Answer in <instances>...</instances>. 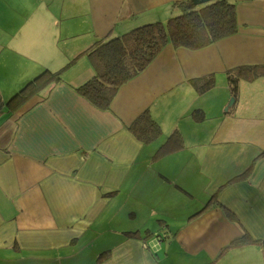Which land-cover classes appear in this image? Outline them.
I'll use <instances>...</instances> for the list:
<instances>
[{
  "label": "crops",
  "instance_id": "1",
  "mask_svg": "<svg viewBox=\"0 0 264 264\" xmlns=\"http://www.w3.org/2000/svg\"><path fill=\"white\" fill-rule=\"evenodd\" d=\"M176 1L0 0V264H264V75L230 106L228 83L264 68V0H229L235 35L168 43L108 110L77 90L97 39L167 23ZM45 67L60 80L10 106ZM144 113L148 142L130 128ZM175 131L184 147L156 156Z\"/></svg>",
  "mask_w": 264,
  "mask_h": 264
},
{
  "label": "trees",
  "instance_id": "2",
  "mask_svg": "<svg viewBox=\"0 0 264 264\" xmlns=\"http://www.w3.org/2000/svg\"><path fill=\"white\" fill-rule=\"evenodd\" d=\"M173 15L167 23L155 21L134 28L113 38H99L86 53L90 58L94 75L77 90L101 109L108 110L119 89L139 76L171 43L174 47L190 50L205 48L239 32L236 6L229 0H213L195 5L193 0H179L173 4ZM75 59L71 60L73 63ZM62 70L52 71L45 67L33 79L19 89L9 105H20L28 99L33 88L59 81ZM264 75V68H242L228 73L232 96L237 99L242 76L250 79ZM194 87L204 94L214 85L210 76L195 81ZM192 116L197 121L205 119L202 109L196 108ZM130 128L141 140L148 142L160 134L159 125L147 114H142ZM184 147L182 135L175 131L158 149L156 156ZM131 234V233H129ZM242 242H237L241 244Z\"/></svg>",
  "mask_w": 264,
  "mask_h": 264
},
{
  "label": "rangeland",
  "instance_id": "3",
  "mask_svg": "<svg viewBox=\"0 0 264 264\" xmlns=\"http://www.w3.org/2000/svg\"><path fill=\"white\" fill-rule=\"evenodd\" d=\"M176 257H173V258H171L170 259V263L167 261V262H164L163 264H194V261L193 260H191L189 257H187V256H181L180 257V262L179 263H177L176 262ZM196 261H198L199 260V258L198 259H195ZM205 260H207V258H204V261ZM210 262H207L206 264H209Z\"/></svg>",
  "mask_w": 264,
  "mask_h": 264
},
{
  "label": "water",
  "instance_id": "4",
  "mask_svg": "<svg viewBox=\"0 0 264 264\" xmlns=\"http://www.w3.org/2000/svg\"><path fill=\"white\" fill-rule=\"evenodd\" d=\"M210 1H213V0H193V3L195 5H202V4H206V3L210 2ZM233 103H234V98H232L230 100L229 106L232 105Z\"/></svg>",
  "mask_w": 264,
  "mask_h": 264
}]
</instances>
